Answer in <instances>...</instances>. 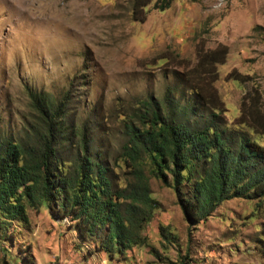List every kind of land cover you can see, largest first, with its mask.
Returning <instances> with one entry per match:
<instances>
[{
	"label": "rangeland",
	"instance_id": "rangeland-1",
	"mask_svg": "<svg viewBox=\"0 0 264 264\" xmlns=\"http://www.w3.org/2000/svg\"><path fill=\"white\" fill-rule=\"evenodd\" d=\"M130 1L0 0V134L17 138L33 120L31 92L70 91L72 109H94L101 139L117 151L115 113L147 95L162 98L172 84L185 99L191 84L182 72L195 69L198 51L219 46L227 55L214 87L229 128L247 89L257 87L264 105V0H173L162 12L153 0L143 23L132 20ZM149 185L157 209L143 246L110 259L41 207L27 210L26 225L0 226V264H264V200L224 201L190 227L172 188L153 177Z\"/></svg>",
	"mask_w": 264,
	"mask_h": 264
},
{
	"label": "trees",
	"instance_id": "trees-1",
	"mask_svg": "<svg viewBox=\"0 0 264 264\" xmlns=\"http://www.w3.org/2000/svg\"><path fill=\"white\" fill-rule=\"evenodd\" d=\"M152 1L131 0L132 20L145 22ZM172 1L155 0L153 9L165 11ZM226 55L225 46L198 51L195 69L182 72L191 84L185 99L172 84L162 98L147 95L116 112L117 151L101 139L94 109H72L70 91L58 98L31 92L33 120L17 138L0 134V226L26 225L27 210L44 207L53 220L68 219L79 242L112 259L146 243L142 231L157 209L150 177L172 188L190 227L224 201L264 200L261 93L245 91L229 128L214 87ZM229 78L246 84L235 71Z\"/></svg>",
	"mask_w": 264,
	"mask_h": 264
}]
</instances>
